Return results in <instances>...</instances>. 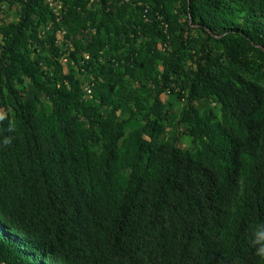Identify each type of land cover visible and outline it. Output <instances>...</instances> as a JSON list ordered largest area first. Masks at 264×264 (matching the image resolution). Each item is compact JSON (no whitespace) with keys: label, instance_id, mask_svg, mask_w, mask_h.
<instances>
[{"label":"trees","instance_id":"16d2710c","mask_svg":"<svg viewBox=\"0 0 264 264\" xmlns=\"http://www.w3.org/2000/svg\"><path fill=\"white\" fill-rule=\"evenodd\" d=\"M258 227L264 0H0V264H264Z\"/></svg>","mask_w":264,"mask_h":264},{"label":"clouds","instance_id":"9594fccd","mask_svg":"<svg viewBox=\"0 0 264 264\" xmlns=\"http://www.w3.org/2000/svg\"><path fill=\"white\" fill-rule=\"evenodd\" d=\"M11 141L9 139H5L4 143L8 144ZM253 246L255 247V255L260 259L264 260V227H258L252 233Z\"/></svg>","mask_w":264,"mask_h":264},{"label":"rangeland","instance_id":"374dc122","mask_svg":"<svg viewBox=\"0 0 264 264\" xmlns=\"http://www.w3.org/2000/svg\"><path fill=\"white\" fill-rule=\"evenodd\" d=\"M186 147V145H184V147L183 148H185Z\"/></svg>","mask_w":264,"mask_h":264},{"label":"built area","instance_id":"2783aa9c","mask_svg":"<svg viewBox=\"0 0 264 264\" xmlns=\"http://www.w3.org/2000/svg\"><path fill=\"white\" fill-rule=\"evenodd\" d=\"M60 9V8H59Z\"/></svg>","mask_w":264,"mask_h":264}]
</instances>
